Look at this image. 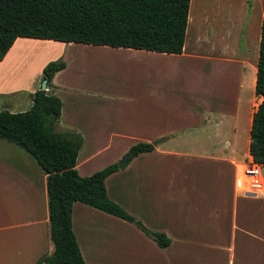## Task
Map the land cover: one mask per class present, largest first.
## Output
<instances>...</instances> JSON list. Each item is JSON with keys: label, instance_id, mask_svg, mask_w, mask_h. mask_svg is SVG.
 <instances>
[{"label": "crops", "instance_id": "1", "mask_svg": "<svg viewBox=\"0 0 264 264\" xmlns=\"http://www.w3.org/2000/svg\"><path fill=\"white\" fill-rule=\"evenodd\" d=\"M262 18L264 0H189L178 55L16 38L0 61V110L18 113L30 107L48 61L40 53H53L50 60L64 62L45 89L61 101L53 131L81 137L85 151L75 162L80 177L119 161L136 143L153 146L108 176L104 187L116 204L132 200L138 213L134 219L149 231L165 233L170 243L158 249L126 222L97 215L105 219L111 237H128L122 240L123 251L151 253L161 261L168 250L194 245L199 252L189 257L185 251V262L264 264V195L238 193L233 184L237 167L249 156L251 117L261 101L254 85ZM35 51L40 68L30 78L28 67L17 76L13 65ZM92 68L105 72L96 77L88 71ZM241 131L246 136L242 161L234 148ZM199 173L204 184L223 178L227 213L211 189L200 200L186 193ZM181 175L185 197L175 191L173 196ZM45 179L31 156L0 141V264H34L52 251ZM80 206L85 205L72 204L71 230L87 264V244L102 240L83 232L79 223H86L91 211ZM187 215L198 223H189Z\"/></svg>", "mask_w": 264, "mask_h": 264}, {"label": "trees", "instance_id": "2", "mask_svg": "<svg viewBox=\"0 0 264 264\" xmlns=\"http://www.w3.org/2000/svg\"><path fill=\"white\" fill-rule=\"evenodd\" d=\"M189 0H0V61L16 38L51 40L112 48H128L178 55L185 36ZM62 61L47 63L41 71L45 89L53 75L63 69ZM254 94L261 98L251 117L248 154L264 164V18L256 62ZM28 110L0 111V141L26 152L46 176L48 237L52 251L34 264H84L71 230V209L79 203L132 224L158 249L169 238L152 232L108 199L104 181L123 169L139 154L153 151L139 142L125 152L126 163H116L80 177L75 170L83 144L77 134L53 131L61 101L37 90L30 96Z\"/></svg>", "mask_w": 264, "mask_h": 264}, {"label": "rangeland", "instance_id": "3", "mask_svg": "<svg viewBox=\"0 0 264 264\" xmlns=\"http://www.w3.org/2000/svg\"><path fill=\"white\" fill-rule=\"evenodd\" d=\"M31 52V51H30ZM31 53H29L30 56ZM37 54V51L34 52V54L29 57L28 59L23 60L24 62H17L16 64L13 65V69H15L17 72V76L21 74L22 70H25L26 67H28L31 72L28 73L27 78H30L32 73H36L37 70L40 68V63L42 61V59H45L46 64L50 63V62H57V61H62L63 60L61 58H55V59H51V57L54 55L53 53H49V52H45V53H40L43 58L41 60H37L34 58V56ZM64 63V62H63ZM42 71V70H41ZM88 71H91L90 73H92L93 76L96 77H101L102 74H104L105 70H99L97 71L96 68H92L89 69ZM104 71V72H103ZM38 80H39V90H40V86H41V75L39 74L38 76ZM38 84V81H37ZM49 94V93H48ZM25 101V99H24ZM29 109V108H28ZM25 109V110H28ZM1 111V110H0ZM245 140H246V136L244 134V132H240L239 138L237 141H235V145L234 148L237 152V155L239 156L240 160L242 161L243 159V155H245ZM85 151V148H83V145L81 146L80 150H79V154L80 157L82 156V153ZM114 152V150L112 151V153ZM108 157H105L104 159H106ZM121 160V159H120ZM119 160V161H120ZM119 161H116L114 163H117ZM180 166H182V172L185 171V157L181 158L180 161ZM182 176V183H181V187L177 188L176 186L174 188L171 189L173 196L175 195V192H180V195H184L185 197V183H184V176ZM209 179V177L207 178ZM191 182V186L188 189V192L186 193H190V195H192V197H195L200 200V198H203L204 193L206 191H208L209 189H211V191L209 193L213 194V197H215V200L218 199L220 197V209L222 211V213H227V208L229 209V205H227L224 201L226 199V183L224 182L223 178L220 177V180L215 184L206 182V184L203 183L201 177H200V173L197 177H195L192 181L190 179ZM170 191V192H171ZM1 198L0 197V206H2L1 204ZM112 200V198H111ZM192 201V200H191ZM119 204L130 216H132L133 218L137 217V212L135 209H133L132 206V200L131 202H127L126 200H121L118 201ZM221 202L222 205H221ZM14 209H16V207L20 206L18 202H15L14 204ZM80 207H84V209H87L86 211H88V209L91 211V214L88 215V221L86 223H79L82 226V230L84 233L86 234H91L94 236L99 237V239L102 240L98 241L97 239H93L90 240L91 245L87 244V253L90 256V260L86 259L87 264H90L89 261H91L92 264H194L191 261H186L185 262V251H187L190 255L192 254H196L199 252V249L194 247V245L188 246V249L185 250V247L183 249H177V247L173 248V250H168L167 252V257L165 258H161V261L159 260L158 257H156V260L152 259V255L151 253L148 254L147 252H143V251H133L134 249L128 251V252H124L123 248L121 247V243L123 242L122 240H128V237L126 236H122V235H118L119 233L114 234L112 237L109 234L108 228H107V223L105 221V219L99 217V216H103L106 217V214H103L101 212H98L96 210H93L91 208H88L86 206H80ZM220 211V212H221ZM74 213V211H73ZM80 212H76V215L79 214ZM99 215V216H97ZM108 216V215H107ZM167 216V215H166ZM103 220V221H102ZM187 220L189 223H194L197 224V218L193 217L192 215H187ZM202 223L205 224V227H208V223L205 222V220H202ZM126 225H129L131 227H133V229H136L132 224L130 225L129 223H125ZM142 224V223H141ZM143 225V224H142ZM144 226V225H143ZM138 231V230H136ZM131 239L133 237H130ZM147 238V237H146ZM148 239V238H147ZM149 240V239H148ZM150 241V240H149ZM86 253V255H87ZM50 254V252H49ZM124 255V256H123ZM133 255H136L134 258L132 257ZM146 256V259L145 257ZM166 259V260H165ZM197 264H200L197 260Z\"/></svg>", "mask_w": 264, "mask_h": 264}, {"label": "built area", "instance_id": "4", "mask_svg": "<svg viewBox=\"0 0 264 264\" xmlns=\"http://www.w3.org/2000/svg\"><path fill=\"white\" fill-rule=\"evenodd\" d=\"M234 189L244 195H264V164L256 163L246 156L237 167Z\"/></svg>", "mask_w": 264, "mask_h": 264}, {"label": "water", "instance_id": "5", "mask_svg": "<svg viewBox=\"0 0 264 264\" xmlns=\"http://www.w3.org/2000/svg\"><path fill=\"white\" fill-rule=\"evenodd\" d=\"M40 90H45V81L43 80L42 83H41V86H40ZM155 144V143H154ZM127 156H125L123 159H121L118 163H117V166L118 167H122L125 163H126V160H127Z\"/></svg>", "mask_w": 264, "mask_h": 264}]
</instances>
